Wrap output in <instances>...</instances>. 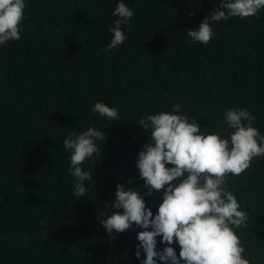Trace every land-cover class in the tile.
<instances>
[{
  "label": "trees",
  "instance_id": "obj_1",
  "mask_svg": "<svg viewBox=\"0 0 264 264\" xmlns=\"http://www.w3.org/2000/svg\"><path fill=\"white\" fill-rule=\"evenodd\" d=\"M119 2L26 0L21 39L0 46V264H140L141 229L112 241L97 217L117 184L144 183L136 162L150 137L137 122L147 115L182 104L211 133L226 128L227 109L247 108L264 135V10L214 25L204 45L185 30L198 29L216 0H124L135 13L126 41L106 51ZM96 102L120 119L94 115ZM92 126L109 137L83 165L94 180L78 199L62 144ZM228 187L251 216L237 230L246 258L264 264V157ZM142 195L155 214L162 197Z\"/></svg>",
  "mask_w": 264,
  "mask_h": 264
},
{
  "label": "clouds",
  "instance_id": "obj_2",
  "mask_svg": "<svg viewBox=\"0 0 264 264\" xmlns=\"http://www.w3.org/2000/svg\"><path fill=\"white\" fill-rule=\"evenodd\" d=\"M213 5L215 11H209L198 29L185 30L193 43L209 44L215 36L213 26L222 21L250 18L264 10V0H216ZM26 6V0H0V46L21 39ZM112 15L117 19L109 30L106 51L125 43L123 27L131 24L135 13L120 0ZM90 110L102 118L120 119L119 110L103 102ZM182 111V104H174L170 112L150 114L137 122L150 137L136 162L144 183L135 189L126 187L132 180L117 184L115 199L104 204L107 210L99 212L98 223L112 241L133 226L141 229L135 252L140 264H251L237 235L238 229L248 228L251 216L241 210L228 181L248 170L254 158L264 157V135L253 126L255 117L247 108L227 109L226 128L211 133ZM108 137L107 131L92 126L79 133L72 130L63 140L78 199L86 197L85 182L94 180L83 165L100 155L98 142L104 146ZM145 191L148 197H162L155 214L142 195ZM158 237L165 245L161 250ZM142 254L146 259H141Z\"/></svg>",
  "mask_w": 264,
  "mask_h": 264
}]
</instances>
